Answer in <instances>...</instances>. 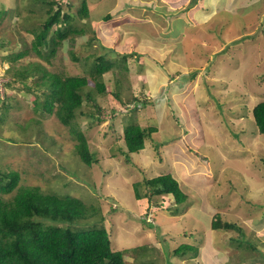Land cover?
Segmentation results:
<instances>
[{
    "label": "rangeland",
    "instance_id": "1",
    "mask_svg": "<svg viewBox=\"0 0 264 264\" xmlns=\"http://www.w3.org/2000/svg\"><path fill=\"white\" fill-rule=\"evenodd\" d=\"M62 1L65 8L66 3L71 2L73 11H76L81 7L82 0ZM121 1L88 0L90 15L81 20L85 33L74 41H64L57 53L48 60L32 51L16 59L8 57L29 49L33 35L26 31V27L36 26L37 17H30L28 13L35 12L36 16H41L45 8L39 3L33 4L32 0H0L11 10L19 5L23 11L17 21L20 30L14 25L18 18L17 12L0 22V44H6L0 45V97L3 98L6 93L11 96L0 101V114L4 117V121H0V176L11 170L20 173L14 190L2 195L11 197L18 186H39L43 192L62 195L72 192L81 197L89 209L86 218L79 220L74 227L88 228L102 223L106 226V219L111 221L114 217L111 213L120 216V205L128 206L123 201L124 197H120L121 189L125 188L137 197L135 182H144L160 173H168L165 172L167 169L176 170L179 175H184L186 171L189 178L205 179L209 176L192 171V166L203 165L198 167V171L205 170L214 178H226L233 173L244 178L242 172L246 177L250 175L256 182L251 186V191L239 180L233 181L235 188L232 189H237L238 195H249V198L256 199L264 206V134L257 129L252 113L253 106L264 100V26L263 16L258 14V8L255 7L259 0H242L240 5L244 11L233 12L227 7V0H220L217 5L218 16L206 25L188 27L179 19L168 23L174 34H186V47L191 45L185 49V58L191 71L181 72L178 78H175L176 75H165L164 66L167 64L164 54L160 57L159 53L149 52L148 48L143 50L138 36L123 38L121 25L126 19H120ZM151 1L153 4L179 2ZM203 1L206 5L210 3L209 0ZM198 2L201 0H190L189 3L193 7ZM134 9L138 11L139 6H134ZM150 9L149 13H156L155 9ZM202 11L209 14L210 8L204 7ZM108 15L109 18H106ZM161 15L165 17L164 12ZM72 50L79 59L73 58ZM98 53L117 59L118 65L104 74L108 92L98 93L92 84L86 87L92 88L95 102H98L105 117L97 121L93 116L78 113L75 118L89 140L92 153L97 157V161L88 165L75 149L76 140L71 129L54 114L35 110L32 106V91L26 92L23 83L13 79V76L16 77V72L25 69L32 72L34 65L42 64L53 72L90 77L89 61L84 56L91 55L93 58ZM194 65L197 68L192 70ZM5 80H11L8 89L3 87L2 82ZM117 89L120 99L113 94L114 91L118 92ZM146 99L152 100L145 104ZM95 102H85L83 109L97 112ZM164 103L171 109L161 111ZM135 104L138 108L129 111ZM112 108L116 109L115 112H112ZM111 114L115 116V129L111 127ZM132 115L143 127L157 125L159 129L147 138L146 149L129 162L124 160L121 151L126 149L121 134L124 123L132 121ZM185 159L188 161L186 167L181 166ZM235 167L240 168L238 170L241 172L235 171ZM123 174L122 179L129 182L127 188L120 186ZM143 188L141 185L140 192H143ZM196 191L202 195L201 188ZM124 194L127 195V192ZM234 196L237 197L236 194ZM107 205L109 212L106 214L104 207L107 208ZM238 205L239 202L236 207ZM157 208L151 207L145 213L149 220H153ZM244 208L253 212L257 206L249 202ZM234 215L226 217L234 221ZM115 221L109 226L114 249L127 250L139 242L137 234L123 232L122 244L120 218H115ZM160 232L157 230L156 236L155 233L150 236L153 242H148L145 247L135 245L139 247L135 252L140 261L172 264V246L161 238ZM260 238H264V231L252 233V239H249L252 250L247 249L244 255L251 257L252 262L257 260L255 263L264 264L258 246ZM240 243L235 240V248ZM183 244L180 242L177 247ZM131 256V253L125 254L126 262L139 264V261H130Z\"/></svg>",
    "mask_w": 264,
    "mask_h": 264
},
{
    "label": "trees",
    "instance_id": "2",
    "mask_svg": "<svg viewBox=\"0 0 264 264\" xmlns=\"http://www.w3.org/2000/svg\"><path fill=\"white\" fill-rule=\"evenodd\" d=\"M242 0H230L231 12L244 11L240 5ZM39 3L45 11L41 16L28 13L36 18V26L26 27V31L33 35L29 49H23L16 53L11 59H16L29 51L51 60V56L57 53L59 47L67 39L74 41L76 37L85 33L83 18L89 17L88 0L81 1V7L73 11L71 2L62 0H32ZM238 7L234 9L236 6ZM244 5V4H243ZM255 7L258 14L263 16L264 26V0H259ZM245 8V5H244ZM11 11V12H10ZM32 11V10H31ZM17 12L14 22L17 30L20 24L17 22L22 14L19 5L17 8H7L0 3V22L7 16ZM10 13V14H9ZM28 17V16H27ZM26 17V18H27ZM109 17L106 16V18ZM80 21V23H78ZM5 42L0 45H6ZM73 58L79 59L73 50ZM84 56L89 61L87 75H73L53 72L46 69L42 64H36L32 72L28 69L18 71L13 79L21 81L27 91H32V106L35 110L43 113L54 114L58 120L68 126L76 140L75 149L81 160L91 165L97 161L92 153L89 140L83 130L78 127L75 118L78 113L93 116L100 121L103 112L94 97L92 88L86 89L90 84L94 85L98 93L109 91L104 80V74L118 65L117 59L108 58L103 53ZM126 57L124 56V59ZM126 67V66H125ZM11 81V80H10ZM5 81V89L11 82ZM119 80L116 82L118 88ZM118 90V89H117ZM116 98L120 99V91H114ZM10 93H6L0 101L8 99ZM154 99V98H153ZM152 99L144 100L149 104ZM94 101L97 112H86L83 107L85 102ZM144 104V105H145ZM127 108L126 104H123ZM138 106L131 108L134 111ZM112 108V112H115ZM130 113V112H129ZM256 127L264 134V100L258 101L252 108ZM111 117V127H114V115ZM132 121L124 123L123 137L126 149L121 150L130 160V154L140 152L145 147V142L152 133L159 129L157 125L143 127L137 120L130 117ZM0 121L4 117L0 114ZM159 143L157 144L158 148ZM20 179L17 170L4 172L0 176V264H128L125 260V250L114 249L110 233L104 225L75 228L74 225L81 219L86 218L89 209L85 201L77 194L68 192L65 195L43 192L39 186H18L16 192L9 198L2 194L12 192ZM143 185V192L140 186ZM135 193L138 198L146 196L152 198L155 195L173 194L177 205L187 202L188 195L182 189L179 181L171 173H162L147 178L144 182H135ZM172 210L179 211V206ZM155 218L150 223H155ZM212 228L237 229L241 228L234 222L223 221L217 218L212 222ZM239 240L244 241L243 238ZM139 247L133 249L137 251ZM191 251L196 254L197 248L192 245H179L174 249L176 255H182ZM136 253V252H135ZM137 254V253H136ZM140 261L139 264H145ZM246 264H254L252 261Z\"/></svg>",
    "mask_w": 264,
    "mask_h": 264
},
{
    "label": "crops",
    "instance_id": "3",
    "mask_svg": "<svg viewBox=\"0 0 264 264\" xmlns=\"http://www.w3.org/2000/svg\"><path fill=\"white\" fill-rule=\"evenodd\" d=\"M189 2L190 0H179L176 3L175 1H167L165 4L164 2L162 4H158V2L153 4L151 0H122L120 2V15H122L120 19H126L121 25L124 34L123 38L138 36L143 50L148 48L150 49L149 52L155 51L159 53L160 57L161 54H164L167 64L166 67L164 66L166 76L176 75L174 77L178 78L181 72L191 71V66L188 64L187 58H185V49L191 47V45L188 47L185 46L187 40L186 34L183 35L181 32L174 34V30L168 23L174 19H179L188 27H198L199 24H208L219 14L217 5L220 0H209L210 3L207 5L205 1L201 0V2L194 4L193 7L190 6ZM229 3L230 0H227V7H229ZM125 4L131 7L127 8ZM134 6H139V10L136 11ZM164 7L166 8L164 9ZM204 7L210 8L209 14L206 12L202 13V8ZM150 8L155 9L156 13H149L148 10ZM158 12L160 15H158ZM162 12H164L165 17H162ZM162 35L164 37L160 38ZM196 68L197 66L194 65L192 70ZM174 79L172 78V80ZM165 101L169 104L168 100L165 99ZM166 103L164 105L162 104L161 111L170 108ZM166 144L167 142L165 141L164 146ZM145 149L146 147L140 152L142 153ZM140 152L131 153L130 160H127L124 154V160L132 162ZM182 165L185 167L188 165L187 159L181 162ZM198 167L201 168L203 165L192 166V171L209 177L205 179H194L189 178L186 171H184V175H179L176 170L167 169L168 171H165L171 173L179 181L182 189L188 195L187 202L181 205L176 204L175 197L171 193L155 195L152 198L146 196L137 198L131 195V192L125 188L120 190V197H124L123 201L128 206L120 205V216L111 213L114 216L113 219L111 221L106 219V226L104 223L102 224L112 237L109 226L111 227L116 222L115 218H120V237L122 244L124 243L123 232H130L139 236V242L134 243L130 249L125 250V254H132L129 257L130 261L140 262L138 255L133 251L136 248L135 245L145 247L148 242L152 243L153 239L150 240V236L152 237L154 233L156 236L157 230L161 231V238H164L172 246V251L177 248L180 242L197 248L196 254L189 251L182 255H176L173 252L171 254L172 264H245L251 261L250 259L252 258L244 255V253L248 251L247 249L252 250L250 246L252 242L249 240L252 239V233L260 234L264 231V206L258 203L256 199L249 198V195H238V190H233L232 188H235L233 181L237 182L239 180L251 191V186L256 182L250 175L246 177L244 172H242L245 176L244 178L234 173L233 175L226 176V178L221 176L214 178L205 170L198 171ZM235 168H233L235 171L241 172V170H238L240 168ZM256 175L262 177L263 174ZM123 176L124 174L120 179ZM204 184L206 185L204 186ZM127 185H129V182L123 180L120 186H126L127 188ZM197 188H201V196L196 191ZM124 192H127V195ZM235 194L237 197L234 196ZM238 202L239 205L236 207ZM249 202L257 206V209L253 212L251 209L244 208L245 204ZM178 206L179 211L172 210ZM151 207H158L156 212L153 213L155 223H150L146 219L145 213ZM163 207L166 208L163 209ZM104 212L106 214L109 212L108 205L107 208L104 207ZM170 213H177V215H171ZM228 215H234L236 218L234 221L228 220L226 217ZM216 217L221 218L223 221L236 223L241 228V231L223 228L215 230L212 228V222ZM240 238H243L244 241L239 240ZM260 239L258 246H260L259 249L264 260V238ZM235 240L241 241L238 248L234 246ZM157 241H159L158 237ZM159 248H162V246H159ZM255 261H253L254 264H257Z\"/></svg>",
    "mask_w": 264,
    "mask_h": 264
},
{
    "label": "clouds",
    "instance_id": "4",
    "mask_svg": "<svg viewBox=\"0 0 264 264\" xmlns=\"http://www.w3.org/2000/svg\"><path fill=\"white\" fill-rule=\"evenodd\" d=\"M5 81H7V80H5ZM5 81H4V82H5ZM4 82H2V84H3V87H5V86H4ZM135 106H136V104H135ZM128 109H129V108H128ZM130 109H131V108H130ZM129 111H131V110H129ZM129 111H128V112H129ZM146 140H147V139H146ZM146 219H147L148 221H151V220H149V219H148V217H147V216H146ZM153 219H154V217H153ZM152 221H153V220H152Z\"/></svg>",
    "mask_w": 264,
    "mask_h": 264
},
{
    "label": "built area",
    "instance_id": "5",
    "mask_svg": "<svg viewBox=\"0 0 264 264\" xmlns=\"http://www.w3.org/2000/svg\"><path fill=\"white\" fill-rule=\"evenodd\" d=\"M1 83V82H0ZM3 91V88L1 89Z\"/></svg>",
    "mask_w": 264,
    "mask_h": 264
}]
</instances>
